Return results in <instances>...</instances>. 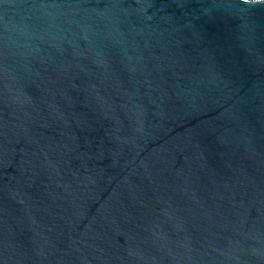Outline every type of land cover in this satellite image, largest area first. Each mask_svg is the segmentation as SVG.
<instances>
[{
  "label": "water",
  "instance_id": "95a60500",
  "mask_svg": "<svg viewBox=\"0 0 264 264\" xmlns=\"http://www.w3.org/2000/svg\"><path fill=\"white\" fill-rule=\"evenodd\" d=\"M0 264H264V0H0Z\"/></svg>",
  "mask_w": 264,
  "mask_h": 264
}]
</instances>
